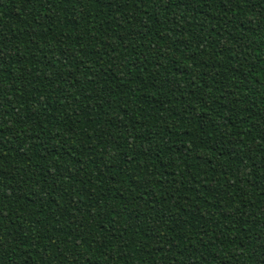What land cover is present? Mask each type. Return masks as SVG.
I'll return each instance as SVG.
<instances>
[{
  "label": "trees",
  "instance_id": "obj_1",
  "mask_svg": "<svg viewBox=\"0 0 264 264\" xmlns=\"http://www.w3.org/2000/svg\"><path fill=\"white\" fill-rule=\"evenodd\" d=\"M0 264H264V0H0Z\"/></svg>",
  "mask_w": 264,
  "mask_h": 264
}]
</instances>
